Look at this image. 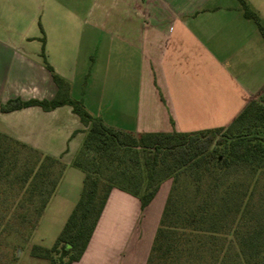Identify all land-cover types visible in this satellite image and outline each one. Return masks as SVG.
Here are the masks:
<instances>
[{"label":"crops","instance_id":"0c3cea01","mask_svg":"<svg viewBox=\"0 0 264 264\" xmlns=\"http://www.w3.org/2000/svg\"><path fill=\"white\" fill-rule=\"evenodd\" d=\"M244 1L264 29V0ZM41 38L46 61L70 83V95L94 58V94L86 86L80 97L85 108L135 135L225 127L264 92V36L239 0H0V102L55 96ZM84 129L66 104L0 112V132L65 166ZM170 185L161 182L143 209L113 188L74 264L86 263L99 229L103 238L104 217L127 230L117 264H145Z\"/></svg>","mask_w":264,"mask_h":264},{"label":"trees","instance_id":"16d2710c","mask_svg":"<svg viewBox=\"0 0 264 264\" xmlns=\"http://www.w3.org/2000/svg\"><path fill=\"white\" fill-rule=\"evenodd\" d=\"M243 14L259 16L239 0ZM41 56L57 86L51 99L11 98L0 112L37 105H69L85 127L70 165L82 172L80 195L49 248L31 255L56 264L55 254L77 261L85 251L113 188L143 209L166 179V196L145 264H264V92L225 127L191 132L132 134L106 126L70 96V83ZM58 158L0 132V185L16 190L21 216L37 223L63 175ZM230 236V237H228Z\"/></svg>","mask_w":264,"mask_h":264},{"label":"rangeland","instance_id":"374dc122","mask_svg":"<svg viewBox=\"0 0 264 264\" xmlns=\"http://www.w3.org/2000/svg\"><path fill=\"white\" fill-rule=\"evenodd\" d=\"M88 51L94 56L95 49H89ZM90 67H92L91 76ZM86 69L87 76H83L82 79L80 78V82L76 81L74 83V94L70 95L73 99H81V92L86 86L88 87H86L88 91L94 94V58L89 59ZM81 187L82 172L73 166L66 165L63 176L59 180L54 193L49 198L37 223H34V219L29 215H26L24 218L21 216L25 211L23 207L17 206L19 195H16V190H9L6 183L1 184L0 264H49L47 259L31 255L30 248L33 244L45 248L52 246L69 213L78 200ZM158 202L160 201L158 200ZM140 219L136 222L137 229L141 223ZM113 221L110 220L109 222L108 218L104 217L100 228L105 226L106 232L100 240L99 232L101 230H98L84 261L86 263L83 264H117L125 241L126 229L124 225ZM130 221H132V218H130ZM111 229L114 231L108 232ZM55 259L56 264H60V260L65 261L67 257H60L59 254H55ZM71 264H74V262Z\"/></svg>","mask_w":264,"mask_h":264}]
</instances>
